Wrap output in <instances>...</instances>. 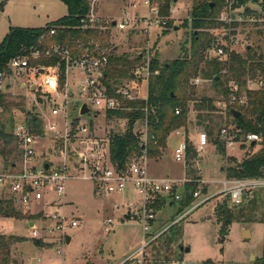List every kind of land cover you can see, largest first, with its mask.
I'll return each instance as SVG.
<instances>
[{"label":"rangeland","instance_id":"374dc122","mask_svg":"<svg viewBox=\"0 0 264 264\" xmlns=\"http://www.w3.org/2000/svg\"><path fill=\"white\" fill-rule=\"evenodd\" d=\"M132 1L99 0L94 10L99 15L119 20L125 7H130ZM150 1L152 8H159L163 2L162 0ZM195 1L199 0H173L169 16H160L162 22L160 24L158 22L148 31H116L110 36L113 54L130 59L139 56L140 61L137 65L143 64L146 60L150 61L152 58H156L158 65L161 66L177 58H195L196 62L202 57L201 61L199 60L200 68L197 75L190 78L188 82L194 93L193 99L188 101L186 129L177 128L186 132L189 141L194 140L199 132H206L205 125L212 129L214 136L218 135L219 129L226 123L232 125L231 119L226 116L228 106H232L227 103V95L224 96L219 92L214 82L204 78L200 70L205 66L206 60L210 59L207 53L208 46L203 51L201 46L206 44L207 39L212 42L214 36L223 34V24L218 20L219 16L228 13L240 20L230 25L232 36L238 39V44L233 45V51L244 56L246 47H250L251 53H264V17L260 0L248 1L245 5L237 7L233 6L231 0H223L224 3L218 1L216 25L199 30L194 29L190 23V10ZM135 3L137 8L132 9V12L139 10L136 12L138 15L153 16L152 9L143 8L141 0H136ZM66 13V5L61 0H0V41L10 27H41ZM251 18L259 21L252 22ZM196 34L199 35V45L193 41V36ZM221 60L225 59L221 58ZM225 73L226 71L222 69V81H225L227 77ZM77 75L75 71H70L68 75H64L63 85L59 84L60 94L65 93L66 85L73 90L69 95L67 111L70 120L72 118L74 121L77 119L73 115H77L76 106L79 104ZM228 76L227 78L230 79L229 73ZM195 79L199 81L195 82ZM249 80H246V85ZM254 80L257 79H252ZM4 81L8 86L1 97L4 100L0 105V126L12 135V141L7 147L11 151L6 156V160L0 155V171L8 168L5 161H20L13 132L21 123L30 126L29 120L33 116L41 122L40 126L43 129V136L38 147L41 155L37 164L41 160H46L53 166L56 161L58 162L52 150L56 144L52 142L50 136L53 131L46 133L45 130L49 122H55L56 128L63 130L65 119L63 116L50 114L53 102L49 99L47 91H43L38 85V79H34L30 72L7 77ZM21 82L25 86L20 87ZM227 84L225 82V86ZM32 85L34 88L31 87ZM121 86L127 87L133 96L146 97L147 95L148 81L142 77L124 78L120 81L118 89ZM187 90L189 91L190 88ZM243 91L244 86L241 88V93L244 95ZM203 97L211 100L214 110L198 109L197 102ZM60 98L62 95H59ZM95 113L96 118L92 117L94 112L80 117L82 121L90 123L91 134L100 140L109 143L112 135L125 132L128 126L126 118L109 115L107 112ZM145 126L143 120L136 121L133 126L134 132L141 134L140 138L144 142ZM74 127L70 131L74 130ZM209 138L211 139L209 145L197 157L199 162L191 157L185 165L174 160L173 149L180 139V136L176 134L169 137L158 162L154 161L155 158L146 159L134 154L127 162V165L132 161L145 164L149 175H168L176 180L184 177L193 179L192 183L200 184L206 192L205 195L186 202L184 186L178 190L180 199L165 197L166 201L155 210V220L151 225L149 237L158 231L159 236L147 248L148 264H173L174 261H182L183 264L191 262L202 264L207 259H210L213 264H264V186L251 189L241 202L232 203L224 191L222 180L226 176L227 167L235 164L230 157L241 160L244 151L221 153V150L212 142L214 137L209 136ZM73 154L71 152V156ZM196 179L200 182L197 183ZM2 196L6 195L2 194ZM208 196L205 202L194 207V204ZM51 198L55 199L51 205L45 206V211H36L39 212L37 214L24 213L17 209L22 216H0V234L21 237V241L12 244L10 248V256L14 264H120L143 243L142 222L137 218L138 216L132 217L126 206H122L124 198L120 195L97 196L89 180L75 178L67 182L65 195L58 197L54 193H49L48 199ZM224 203L233 213L234 220L224 242L220 243L218 241L220 225L216 221L214 208L217 204ZM42 206L43 202L33 204V209L39 210ZM53 213L64 216L62 219L65 222L76 219L79 223L75 227L67 226L66 234L62 235L60 232L50 234L48 229L57 220L51 217ZM208 215H211V218H208ZM107 218H111L114 223L110 232L104 230V221ZM31 220L38 221L37 226L27 225V222ZM34 229L37 230L38 237L32 236ZM243 229L248 230L249 238H242ZM66 235L71 238L68 243L65 241ZM187 244L192 247V250L183 253L180 245Z\"/></svg>","mask_w":264,"mask_h":264},{"label":"built area","instance_id":"2783aa9c","mask_svg":"<svg viewBox=\"0 0 264 264\" xmlns=\"http://www.w3.org/2000/svg\"><path fill=\"white\" fill-rule=\"evenodd\" d=\"M98 1L88 0V11L79 18V27L82 30H94L96 32L95 36L86 42L77 40L67 45L53 43L44 49L34 48L30 50L29 54L33 58L41 56L57 57L64 64V75H68L70 71H75L78 74L77 94L79 104L77 106L78 112L75 116L76 121L72 118L70 120L67 111L69 95L72 94L73 90L66 85L65 93H59V69L57 65L30 66L29 56L18 55L10 59L7 69L0 71V94L7 91L5 89H7L8 85H5V78L30 72L34 79H38V85L43 91H47L49 99L53 102L52 107H50V114L52 116H63L65 119L63 130L57 129L55 122H49L47 124L48 130H45L46 133L47 131H53L50 136L52 142L56 144L52 150L58 162L56 161L53 166L46 160H41L37 164L41 155L38 152V147L43 135L32 132L30 126L24 123L15 127L13 135L17 143L20 161H15L11 167L0 171V196L2 194L8 195L12 198L15 208L22 210L24 213L37 214L40 211H45L46 208L44 207L50 206L55 200L53 198L48 199L49 193H54L58 197L65 195L66 184L70 179L82 178L89 180L92 183V190L97 196H122L124 198L122 206H126L127 210L131 214L134 213L135 216H138L137 218L142 222L143 243L132 254L125 257L120 264H148L149 253L147 248L159 236L158 232L149 237L151 225L155 219L156 202L165 197L180 199L179 188L194 180L185 177L181 180L171 177H154L147 173L145 164L136 161H132L119 169L110 162L109 143L91 134L90 123L81 120L79 109L82 104H86L90 108V112H94L93 118L97 117L95 112L121 109L119 98L108 95L101 82L103 70L108 63V57L112 50L110 47L111 34L116 31L131 30L145 32L150 30L152 26H156L158 22L159 24L162 22L159 8H152L150 0H141V2L143 8L152 9L153 16L138 15L136 12L139 10L132 12V9L137 8L136 0H133L130 3V7L128 6L129 8L125 7L126 9H124L119 20L99 15L94 10V6ZM143 8L141 6V9ZM251 19L252 22H258L256 18ZM218 20L223 24V34L222 36H214L215 38L208 46L207 53L210 58H225L229 52L233 51V45L238 44V39L232 36V27L230 25L240 20L233 18L228 13L221 14ZM56 29L57 27L51 26L48 30V36L55 34ZM39 39L43 41V35ZM40 69H42V73L38 72ZM133 75L135 78L142 77L148 81L150 61L146 60L143 64L136 66L133 70ZM194 81L198 82L199 79ZM247 87L249 89H263L264 80H249ZM116 94H119L123 99L146 98L145 96H133L125 86L117 89ZM59 95H62V98L59 99ZM244 102L245 98L241 93L239 84L235 81H229L227 84V103L233 106L243 105ZM73 126H75L74 130L70 131ZM174 132L181 137V140L174 148L173 157L175 161L185 165L188 148L187 135L183 129H176ZM218 138L226 152L240 151L241 145H246L250 142L255 143L260 140L255 133L240 136L239 129L234 125L222 126L219 129ZM144 140L146 141V135H144ZM207 143L208 136L205 132H200L198 142L193 147L197 156L204 150ZM71 152L74 153L73 156H71ZM139 156L147 159L146 151L143 150ZM69 163L71 165H68ZM45 164H49L48 168H45ZM195 181L197 183L200 182L199 179ZM222 184L230 201L236 204L245 199L247 192L251 191V189L264 186V177L228 178L225 176ZM185 192L184 188V194ZM189 194L192 198H199L206 193H204L200 184H196L193 190H189ZM207 198L209 196L194 204V207L205 202ZM40 202H43V206L39 210H34L33 204H39ZM51 217L57 220L48 229L50 234L55 232H60L62 235L66 234L67 226L75 227L79 223L76 219H70L65 222L62 219L64 216H59L57 213L51 214ZM36 222L38 221H33L34 226ZM113 225V220L107 218L104 221V230L110 232L113 229ZM31 234L33 237H38L36 229ZM173 264L183 263L182 261H174ZM190 264L196 263L191 262Z\"/></svg>","mask_w":264,"mask_h":264},{"label":"trees","instance_id":"16d2710c","mask_svg":"<svg viewBox=\"0 0 264 264\" xmlns=\"http://www.w3.org/2000/svg\"><path fill=\"white\" fill-rule=\"evenodd\" d=\"M66 5L67 13L53 22L47 23L41 27H10L7 34L0 41V71L7 69V64L11 58L18 55L29 56L30 50L34 48L44 49L53 43L62 45L70 44L74 41L86 42L88 39L96 35L94 30H82L79 27V18L88 11V0H61ZM159 5V15L169 16V9L173 0H162ZM219 2L223 0H199L192 4L190 10V23L194 29H206L214 27L217 20ZM233 6L237 7L245 5L248 1L256 0H231ZM259 1V0H258ZM224 3V2H223ZM260 4L264 17V0H260ZM258 18V17H257ZM258 20V19H257ZM259 21V20H258ZM257 22V21H256ZM236 23H234L235 25ZM51 26L57 27L55 34L48 36V30ZM44 37L40 41V36ZM194 43L199 45V35L193 36ZM210 39L206 44L201 46V51L210 45ZM196 50L193 52L195 55ZM202 57H200L201 61ZM225 60L219 57H212L206 60L205 66L201 68V74L204 78H209L218 87L219 92L224 96L227 95L228 81H235L242 88L244 86L243 105L228 106L226 116L231 119V124L239 129L240 136H246L248 133H255L260 140L253 145L248 143L241 145L240 149L244 151L241 160L230 157L235 164L227 167L226 177L241 178L264 177V88L249 89L246 80L263 79L264 80V53H251V48L246 47L245 55H241L236 51L229 52ZM29 65H57L59 69V84L64 83V64L57 57L33 58L29 56ZM195 62L194 59L177 58L168 64L158 65L156 58L150 60V75L148 78V88L146 98L123 99L116 90L120 86V81L127 77L135 78L133 70L140 61V57L130 59L126 56H117L112 50L108 57V63L103 70L101 82L110 96H116L120 100L121 109L106 111L109 115H116L128 120V126L124 133L114 134L109 139V159L119 169L125 167L129 158L134 155H141L142 151H146L147 159L159 158L167 145V137L175 129L183 127L186 129V118L188 113V101L193 99L192 86L188 84L189 79L195 77L199 71L200 61ZM226 71L231 76L225 81L221 80V70ZM155 71H157L155 73ZM190 88L188 91L187 89ZM173 93V94H171ZM180 93V95H179ZM3 94H0V105L2 104ZM77 107V106H76ZM75 107V108H76ZM199 110H214V106L209 98H201L197 102ZM230 109L239 111V115L234 118ZM201 116V115H200ZM73 117H75L73 115ZM201 118V117H200ZM143 120L145 122L146 135L145 143L141 140V134L134 132L133 126L136 121ZM30 128L32 132L43 135L41 122L36 116L30 118ZM227 125V123L225 124ZM208 136L212 138L216 148L225 153V148L218 138L213 135L212 129L204 126ZM211 140V139H210ZM12 141V135L5 132L0 126V155L4 160L11 150L7 149ZM187 157L195 160L197 153L193 146L187 142ZM11 167L15 161L7 160L4 162ZM196 184L188 182L185 186L186 202L193 199L189 194V190H193ZM204 193L205 189L203 188ZM158 200L155 204L156 209L159 206ZM216 221L219 223L218 241L223 243L234 215L226 203L217 204L214 208ZM0 216L18 217L22 216L15 208L12 198L8 195L0 196ZM21 241V237L15 235L0 234V264H14L10 256L11 245ZM39 243V242H38ZM202 264H213L210 259L205 260Z\"/></svg>","mask_w":264,"mask_h":264},{"label":"water","instance_id":"95a60500","mask_svg":"<svg viewBox=\"0 0 264 264\" xmlns=\"http://www.w3.org/2000/svg\"><path fill=\"white\" fill-rule=\"evenodd\" d=\"M40 73H42V69H40ZM31 87L34 88V85H32ZM171 94H173V93H171ZM230 112L232 113V116H233L234 118H236V117L239 115V111L236 110V109H230ZM89 113H90V108L87 107L86 104H82V105L80 106V109H79V115L83 116V115H88ZM253 144H254V143L252 142V145H253ZM48 166H49V164H45V168H48ZM28 225H29L30 227H33V226H34L33 221H32V220L29 221ZM241 236H242L243 239H247V238H249L250 234H249V232H248L247 229H243V230H242V235H241ZM37 241H38V240H37ZM65 241H66L67 243L70 241V236H69V235H66V236H65ZM180 250H181L183 253H188V252H190V245H189V244H187V245H185V246L180 245Z\"/></svg>","mask_w":264,"mask_h":264},{"label":"crops","instance_id":"0c3cea01","mask_svg":"<svg viewBox=\"0 0 264 264\" xmlns=\"http://www.w3.org/2000/svg\"><path fill=\"white\" fill-rule=\"evenodd\" d=\"M38 72L40 73V70H38ZM23 86H25V84L23 83V82H21L20 83V87H23ZM203 132H205V131H203ZM200 133V132H199ZM206 133V132H205ZM173 134H176L175 132H172V133H170L169 134V136L167 137V143H168V139H169V137L171 136V135H173ZM176 135H178V134H176ZM187 135V134H186ZM206 135H207V133H206ZM198 136H199V134L195 137V139L194 140H192V141H189L188 140V136H187V142H189V144H191L193 147H194V145H196L197 144V142H198ZM208 136V135H207ZM181 140V137H180V139L177 141V143L175 144V147H176V145L178 144V142ZM209 143H210V138H209V136H208V143H207V145L205 146V148H204V150L207 148V146L209 145ZM174 147V148H175ZM203 150V151H204ZM202 151V152H203ZM173 152H174V149H173ZM202 152L200 153V154H202ZM200 154H198V155H200ZM198 157V156H197ZM159 159L160 158H155L154 159V161L155 162H158L159 161ZM196 162H199V158L196 160ZM151 176H155V177H170V176H168V175H163V176H159V175H155V174H150ZM185 188V187H184ZM166 201V198H162L161 199V202H159V206L162 204V203H164ZM158 206V207H159ZM131 216L132 217H135V215H134V213H132L131 214ZM208 218H211V215H208ZM7 219V218H6ZM155 220V219H154ZM28 223H29V221L27 222V225H28ZM159 232V231H158ZM158 232H156V233H158ZM71 239V238H70ZM191 250H192V247L190 246V252H191Z\"/></svg>","mask_w":264,"mask_h":264}]
</instances>
